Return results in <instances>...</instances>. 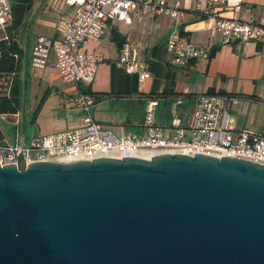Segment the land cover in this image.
Masks as SVG:
<instances>
[{"label":"water","instance_id":"obj_1","mask_svg":"<svg viewBox=\"0 0 264 264\" xmlns=\"http://www.w3.org/2000/svg\"><path fill=\"white\" fill-rule=\"evenodd\" d=\"M0 264H264V164L17 152L0 163Z\"/></svg>","mask_w":264,"mask_h":264},{"label":"crops","instance_id":"obj_2","mask_svg":"<svg viewBox=\"0 0 264 264\" xmlns=\"http://www.w3.org/2000/svg\"><path fill=\"white\" fill-rule=\"evenodd\" d=\"M180 1L184 9L177 17L132 15L130 22L115 21L100 38L81 42L77 51L94 53L102 59L90 83H75L60 76L52 52L44 66H35L31 61L36 37L56 36V19L59 16L72 18L74 6L66 0H32L14 34L19 47L18 110L0 114V119L7 121L8 126L6 131L0 121V143L21 139L28 143L32 136L29 133L33 131L39 133L50 127L61 130L78 125L82 111L74 105L72 97L79 88L93 93L106 92L95 98L91 113L97 121L122 136L142 132L148 96H157L155 116L163 124L160 126L171 127L173 119L188 125L197 94L209 89L239 95V102L229 106L237 129L261 130L264 42L221 43L220 35L212 29L213 19L201 17L193 9L196 2L204 4L206 0ZM236 3L241 4L245 16L252 11L264 14V0H227L228 6ZM221 12L231 14L229 7ZM172 33H182L195 42L210 45V56L192 60L186 66L174 64L173 54L167 48V39ZM116 36L135 45L138 58L147 62L150 74L143 83L139 84L136 73H127L117 65ZM129 127H137V130ZM24 129H27L26 135H23Z\"/></svg>","mask_w":264,"mask_h":264},{"label":"built area","instance_id":"obj_3","mask_svg":"<svg viewBox=\"0 0 264 264\" xmlns=\"http://www.w3.org/2000/svg\"><path fill=\"white\" fill-rule=\"evenodd\" d=\"M74 6L72 18L59 16L56 36L39 35L32 47V64L44 66L50 52L60 76L66 81L90 83L101 56L77 51L88 38H100L115 21L130 22L132 15L177 17L184 7L180 0H66ZM230 8L231 14L222 10ZM199 14L213 19L212 29L221 43L236 41L264 42V14L250 12L245 16L241 4L228 6L227 0L196 2ZM12 22L10 0H0V41L7 39ZM167 48L172 62L186 66L195 59H207L212 47L195 42L182 33H172ZM117 65L127 73H136L139 84L149 76L147 62L138 58L135 45L123 40L118 49ZM82 111L81 122L73 127L47 133H34L28 143L23 140L0 143V163H17V152H23L25 163L42 160L70 161L102 156L151 157L164 151L184 150L209 155L234 156L264 164V122L260 131L237 129L229 106L237 104L239 95L231 92L203 91L197 94L188 125L172 120L170 132L155 123L157 97L148 96L142 132L122 136L97 121L91 109L93 94L77 89L72 97Z\"/></svg>","mask_w":264,"mask_h":264},{"label":"trees","instance_id":"obj_4","mask_svg":"<svg viewBox=\"0 0 264 264\" xmlns=\"http://www.w3.org/2000/svg\"><path fill=\"white\" fill-rule=\"evenodd\" d=\"M12 8V22L8 27L7 39L0 41V80H4V86L2 87L0 81V114L11 113L18 110L19 105V87H18V51L19 47L17 41L14 39L16 28L21 24L28 8L31 5L32 0H10ZM201 17H205L204 14H199ZM117 43L123 41L122 39L115 37ZM94 98L102 97L106 92L93 93ZM227 92L224 90H208ZM152 97H157L152 95Z\"/></svg>","mask_w":264,"mask_h":264},{"label":"rangeland","instance_id":"obj_5","mask_svg":"<svg viewBox=\"0 0 264 264\" xmlns=\"http://www.w3.org/2000/svg\"><path fill=\"white\" fill-rule=\"evenodd\" d=\"M1 81V85H2V87L4 86V80L2 79V80H0ZM0 121H1V123H2V125L5 127V130L6 131H8V128H6V127H8L7 126V121H5V120H2V119H0ZM155 123L157 124V125H163L162 123H161V121L157 118L156 119V116H155ZM166 124H164V129H165V131L168 133V132H170V127H168L167 125L165 126ZM19 130H20V133H22V122H20V124H19ZM129 129H131V130H137V127H129ZM57 131V129H55V128H53V127H50V128H47V129H41V130H39V133H45V132H54V131ZM38 131V130H37ZM37 131H35V132H37ZM260 131V130H259ZM33 133H34V131L33 132H31V133H29V134H31V135H33ZM27 134V129H24V133H23V135H26Z\"/></svg>","mask_w":264,"mask_h":264}]
</instances>
